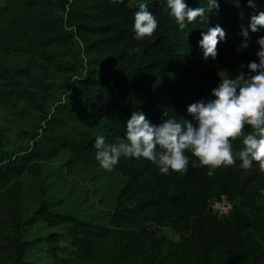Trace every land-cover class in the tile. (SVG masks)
I'll list each match as a JSON object with an SVG mask.
<instances>
[{"label": "trees", "instance_id": "trees-1", "mask_svg": "<svg viewBox=\"0 0 264 264\" xmlns=\"http://www.w3.org/2000/svg\"><path fill=\"white\" fill-rule=\"evenodd\" d=\"M139 2L129 6L126 0L115 5L112 0H2L1 46L11 48L19 35L31 29L41 32L42 22H34L32 16L46 9L60 12L68 26L96 35L83 51L96 49L101 56L78 70L62 52L44 49L37 61L0 69V106L7 110L13 106L7 116L0 114V264H25L29 242L22 238V227L40 217L48 226L70 224L67 233L74 255L60 256L56 244L61 235L51 232L47 244L52 264H108L101 243L107 233L111 228L134 225L149 212L156 224H169L180 235L197 264H264V209L258 203L264 197V167L256 162L243 169L237 159L234 165L209 175L206 166L190 160L185 174L171 171L164 175L150 161L121 157L113 170L127 175V180L116 196L109 227L57 212L45 201L25 218L9 207L15 176L61 148L95 152L97 135L114 142L124 135L125 122L133 111H143L155 124L168 117L192 120L187 106L207 92L196 65L205 62L198 41L208 28L220 25L225 30L218 53L227 52L246 65L258 59L255 41L264 36V29L249 30L248 47L240 48L245 39L242 30L248 28L254 13L247 0H219L218 10L183 30L169 16L165 0H149L148 8L159 23L152 37L136 40L132 25ZM255 3V11H264V0ZM187 4L202 6L206 0H187ZM42 42L49 44L50 40ZM66 72L70 74L63 83L55 81L58 73ZM170 76L169 84L154 85L158 78ZM5 119H11V124H4ZM56 120L72 127L68 132L58 130L53 126ZM21 136H27L28 142L17 143ZM241 140L233 142L234 150L242 146ZM220 194L235 202L225 216L208 205ZM129 256L131 264H139V259Z\"/></svg>", "mask_w": 264, "mask_h": 264}, {"label": "rangeland", "instance_id": "rangeland-1", "mask_svg": "<svg viewBox=\"0 0 264 264\" xmlns=\"http://www.w3.org/2000/svg\"><path fill=\"white\" fill-rule=\"evenodd\" d=\"M126 1L129 6H134L139 0ZM32 18L34 22H42V31L31 29L28 34L19 35L18 42L11 48L0 44V69L20 67L27 62L37 61L44 49L46 52H62L65 59L72 61L78 70L86 67L90 59L101 56L96 49L87 53L83 51L96 35L88 30L78 31L74 26H68L60 12L40 9ZM48 39L49 44L42 42ZM241 65L244 67L241 68ZM211 69L214 78H211ZM196 70L207 90L204 98L209 97L211 89L217 85L220 70H227L232 76L241 70L248 71L242 59L227 52L218 53L216 60L209 58L197 64ZM69 74L58 73L55 81L63 83ZM171 81L172 76L161 77L154 85L161 87ZM11 107L7 110L0 106V114L7 116L12 111ZM51 112L52 109L48 118ZM10 122L11 119H5L3 123ZM13 123L17 122L14 120ZM42 123L44 125V121ZM53 123L56 129L67 132L72 127L69 124L62 125L57 120ZM19 142H28L27 136H21ZM35 163L36 166L26 169L11 181L9 207L19 218L30 216L40 202L45 201L57 212L70 213L79 219L109 227L116 196L127 180V175L101 168L93 150L65 147L57 154L42 157ZM258 203L264 209L263 195ZM152 217L153 213L149 212L134 225L111 228L101 242L108 264H131L130 254L139 259V264H197L198 261L180 235L169 224H156ZM69 225L63 223L48 226L40 217L31 225L22 227V238L29 242L24 256L25 264H52L47 244V236L51 232L61 235L56 244L57 253L62 257L73 256L75 247L67 233Z\"/></svg>", "mask_w": 264, "mask_h": 264}, {"label": "clouds", "instance_id": "clouds-1", "mask_svg": "<svg viewBox=\"0 0 264 264\" xmlns=\"http://www.w3.org/2000/svg\"><path fill=\"white\" fill-rule=\"evenodd\" d=\"M121 2L112 0L114 5ZM165 2L169 16L175 19L180 30L204 21L210 11L219 8V0H206V5L197 7H190L187 0ZM148 3L149 0H140L134 13L132 30L136 40L152 37L159 23ZM247 4L254 13L248 28L242 30L245 39L240 44L241 49L248 47L249 30L259 32L264 29V11H255V0H247ZM225 35L220 25L201 33L198 44L203 49L205 61L217 59V44ZM255 42L258 59L248 62L247 72L241 70L235 76L220 70L218 83L211 89L209 97L187 106L192 120L168 117L155 124L143 111H133L125 122L123 136L109 142L106 136L97 135L94 148L99 166L111 171L121 157H125L150 161L164 175L171 171L185 174L190 160L193 164L206 166L209 175L217 168L234 165L237 159L243 169L252 168L254 162L264 167V36L257 37ZM237 138H242V146L234 150L233 142Z\"/></svg>", "mask_w": 264, "mask_h": 264}, {"label": "built area", "instance_id": "built-area-1", "mask_svg": "<svg viewBox=\"0 0 264 264\" xmlns=\"http://www.w3.org/2000/svg\"><path fill=\"white\" fill-rule=\"evenodd\" d=\"M235 202L224 194L213 197L209 200V207L220 216L227 215L233 208Z\"/></svg>", "mask_w": 264, "mask_h": 264}]
</instances>
